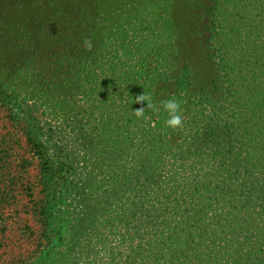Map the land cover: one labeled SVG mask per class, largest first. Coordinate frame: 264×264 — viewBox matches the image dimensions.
I'll return each instance as SVG.
<instances>
[{
	"label": "rangeland",
	"instance_id": "1",
	"mask_svg": "<svg viewBox=\"0 0 264 264\" xmlns=\"http://www.w3.org/2000/svg\"><path fill=\"white\" fill-rule=\"evenodd\" d=\"M130 4L124 12L110 15L109 27L115 31L106 38L119 45V31L127 30L131 43L141 49L130 43L128 58L116 69L103 71L85 44L86 34L75 27L58 32L23 26L7 35L8 43H0V264H137L138 252L145 250L141 245L149 247L145 213L134 206H149L158 185L165 188L167 170L173 166L171 155L166 152L167 159L146 182L148 187L138 181L123 184L120 171L131 166L135 150L133 159L137 157L138 137L133 136L130 152L112 156L107 150L116 143L110 142L115 136L109 129L120 125L115 119L122 117L123 106L131 110L137 106L131 102L135 96H150L154 111L167 98H181L182 125L174 128V136L169 134L171 142H181L191 106L183 101L199 95L195 80L204 77H194V88L177 97L171 90L178 75L175 65L186 59L192 68L200 66L203 72L208 68H203L206 60L201 58L204 39L193 41L194 28L185 43L167 40L156 34L159 23L152 27L154 34L146 30L155 16L149 5L142 0ZM137 9L141 10L132 18ZM144 40H150L146 49L141 45ZM210 45L212 51L217 48L214 40ZM161 50L162 56L156 55ZM144 60L154 77L145 71L138 74ZM89 69L96 79L87 75ZM224 87L219 82L208 89L217 93ZM154 116L148 111L143 121L133 122V133L139 125L150 127ZM110 117L115 118L104 125ZM167 193L163 189L159 194V214L173 198L164 202ZM136 223L142 227L134 234ZM252 243L247 242L246 251ZM151 255H143L144 264H151Z\"/></svg>",
	"mask_w": 264,
	"mask_h": 264
},
{
	"label": "trees",
	"instance_id": "2",
	"mask_svg": "<svg viewBox=\"0 0 264 264\" xmlns=\"http://www.w3.org/2000/svg\"><path fill=\"white\" fill-rule=\"evenodd\" d=\"M142 1L155 14L148 20V32L154 34L152 27L159 23L156 34L185 43L194 28L193 41L200 36L204 39L201 43L206 50L201 58L206 60L203 68L208 69L192 68L193 63L186 59L175 65L178 75L171 90L177 97L194 88V77H204L195 80L199 95L183 101L191 106L180 131L181 142L169 139L175 129L166 125L164 107L154 111L146 101H136L132 110L123 106L122 117L115 119L120 125L109 129L115 136L110 142L116 143L112 151L107 150L112 156L130 152L133 136L138 137L137 157L133 159L135 150L131 166L120 171L123 184L131 186L138 181L143 188L148 187L146 182L160 172L162 161L167 159L166 152L173 163L164 179L165 188H156L155 201L149 206H134L144 211V229L151 232L145 244L149 247L141 245L145 250L138 252L141 262L140 258L135 261L144 264L143 255L151 252V264H264V0ZM129 5L130 0H0V33H4L0 43H8L7 35L23 30V26L58 32L75 27L86 34L91 57L103 71L116 69L128 58L131 37L127 30H120V44L117 40L109 43L106 37L112 38L115 30L109 27L113 20L108 18ZM213 40L217 48L212 51ZM148 41H143L142 49L148 47ZM120 46L121 53L117 52ZM159 54L162 56L163 50ZM144 71L154 77L146 60L137 72L141 76ZM87 75L97 77L92 69ZM219 82L225 83L224 90L213 93L208 89ZM140 108L144 115L149 111L155 118L150 127L139 125L133 133V122L144 119L135 115ZM114 118H108L104 125ZM163 189H168L164 202L171 195L173 198L159 214ZM238 203L242 205L236 206ZM45 223L51 224L47 218ZM141 227L134 224V234ZM249 240H253V248L246 251Z\"/></svg>",
	"mask_w": 264,
	"mask_h": 264
},
{
	"label": "clouds",
	"instance_id": "3",
	"mask_svg": "<svg viewBox=\"0 0 264 264\" xmlns=\"http://www.w3.org/2000/svg\"><path fill=\"white\" fill-rule=\"evenodd\" d=\"M85 44L88 48H91L90 41H85ZM133 100L137 102L146 101L148 107H155L152 103L151 97L144 94L131 98V102H133ZM163 107L164 110L168 113V119L165 121L166 125L171 128L180 127L182 125V115L179 101H177L176 99L165 100L163 101ZM135 115L137 117H143V108L136 110Z\"/></svg>",
	"mask_w": 264,
	"mask_h": 264
}]
</instances>
